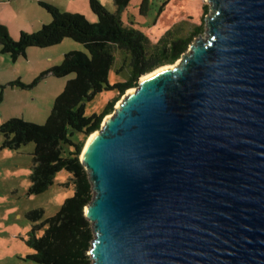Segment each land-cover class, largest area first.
Returning a JSON list of instances; mask_svg holds the SVG:
<instances>
[{
  "label": "water",
  "instance_id": "water-1",
  "mask_svg": "<svg viewBox=\"0 0 264 264\" xmlns=\"http://www.w3.org/2000/svg\"><path fill=\"white\" fill-rule=\"evenodd\" d=\"M208 1L80 154L92 264H264V0Z\"/></svg>",
  "mask_w": 264,
  "mask_h": 264
},
{
  "label": "trees",
  "instance_id": "trees-1",
  "mask_svg": "<svg viewBox=\"0 0 264 264\" xmlns=\"http://www.w3.org/2000/svg\"><path fill=\"white\" fill-rule=\"evenodd\" d=\"M130 0H114V11H109L99 0H89L97 20L90 22L81 13L61 11L51 3L40 1L52 16L48 23L33 32L21 31L14 39L0 21V51L13 60L26 55L30 46L47 47L69 37L84 45L86 51L71 50L58 65L44 69L30 83L14 80L8 85L31 88L48 77L74 74L54 100L43 124L12 117L0 125L2 147L18 149L34 142L29 193L44 192L54 176L66 170L67 184L73 192L66 197L60 209L41 222L43 209H33L27 217L34 222L25 238L32 249L28 257L40 264H92L89 250L94 239L91 222L85 215V206L93 198V188L80 154L85 140L101 127L107 114L124 92L139 83V78L157 67L174 63L186 51L193 38L202 32L195 26L184 33L182 24L168 27L156 40L130 24L122 14ZM147 0H143L144 12ZM165 2L164 4H166ZM123 71V80L110 81L109 73ZM116 95L101 111L86 114V103L101 91ZM1 98V96H0ZM44 228L41 234L38 231Z\"/></svg>",
  "mask_w": 264,
  "mask_h": 264
},
{
  "label": "rangeland",
  "instance_id": "rangeland-1",
  "mask_svg": "<svg viewBox=\"0 0 264 264\" xmlns=\"http://www.w3.org/2000/svg\"><path fill=\"white\" fill-rule=\"evenodd\" d=\"M40 1L51 3L64 12L81 13L90 22L97 20L89 0H0V21L6 25L12 38L17 39L21 31H36L43 23L51 21V14L41 6ZM99 1L109 11L115 10L114 0ZM147 1L144 12H141L143 0H130L122 14L124 23L138 28L152 40H156L168 27L177 24H182L184 33L191 31L195 26L202 27V32L196 35L191 43L199 35L203 38L207 36L205 18L206 15H211L208 0ZM165 2L167 3L164 4ZM188 49L189 47L185 52H188ZM71 50L86 51L82 43L69 37L52 46H30L26 55L16 60L8 53L0 51V125L12 117H22L38 124L45 123L55 98L74 74L51 76L31 88L12 86L8 83L14 80L30 83L44 69L60 64L64 54ZM118 61L119 59L109 73V80L112 82L125 78L123 71H115L119 65ZM115 95L114 91H101L86 103V114L101 111ZM123 95L116 101L114 108ZM2 141L0 132V264H40L28 257L32 249L25 243V238L34 222L27 217V213L33 209H43V217L35 223L54 215L65 198L73 192L72 186L67 184L70 174L66 170L59 171L54 176L52 185L44 192L31 194L29 186L34 142H28L14 150L3 148ZM43 230L44 228H41L38 233L41 234Z\"/></svg>",
  "mask_w": 264,
  "mask_h": 264
},
{
  "label": "bare ground",
  "instance_id": "bare-ground-1",
  "mask_svg": "<svg viewBox=\"0 0 264 264\" xmlns=\"http://www.w3.org/2000/svg\"><path fill=\"white\" fill-rule=\"evenodd\" d=\"M164 67H167V66L164 65V66H161L160 68H164ZM160 68H158V69H160ZM158 69H156V70H158ZM153 72H155V71H153ZM150 74H152V73H149V74L143 75V76H141V78H144V77H146V76H148V75H150ZM141 78H140V80H141ZM132 90H133V89L131 88V89H129L127 92H131ZM92 136H93V134L89 137L87 143L89 142V140L91 139ZM87 143H86V144H87Z\"/></svg>",
  "mask_w": 264,
  "mask_h": 264
}]
</instances>
